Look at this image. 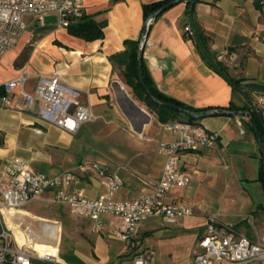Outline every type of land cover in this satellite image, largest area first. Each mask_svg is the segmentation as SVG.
Here are the masks:
<instances>
[{"label":"crops","instance_id":"crops-1","mask_svg":"<svg viewBox=\"0 0 264 264\" xmlns=\"http://www.w3.org/2000/svg\"><path fill=\"white\" fill-rule=\"evenodd\" d=\"M154 1L158 0H79L83 15L106 20L103 37L95 40L69 34L58 24L56 12L47 13L42 24L25 15V30L0 56V85L26 69L30 75L23 89L31 92L40 75L58 70L65 95L90 104L96 117L67 131L51 123L52 114L37 105L30 110L0 106V169L16 156L36 172L72 171L76 178L67 188L97 198L108 194L104 180L88 166L97 162L122 177L114 198L134 199L153 192L166 160L158 146L173 141L177 132L164 127L171 120L160 121L133 94L108 56L123 49L124 39L140 37L142 5ZM186 8L187 1L181 0L148 26L142 57L154 85L162 94L195 108L250 107L248 98L207 61L195 36L185 35L183 27L190 23L195 33L207 38L203 52L211 60L222 54L220 61L230 76L264 83V12L252 0H197L192 18ZM19 90L16 87L14 93ZM197 122L218 133L215 145L180 155L178 167L190 174V181L164 197L166 202L191 205L193 213L174 222L148 216L133 236L135 248L115 236L117 216L103 214L100 229L94 231L91 219L52 202L50 191L26 203L20 212L60 224L65 220L76 261L58 256L72 264H121L135 253H147L158 264H190L209 215L223 228L259 238L264 234V184L259 179L262 158L250 118L214 114ZM48 205L68 211L55 215L42 211ZM247 264H264V260Z\"/></svg>","mask_w":264,"mask_h":264},{"label":"built area","instance_id":"built-area-1","mask_svg":"<svg viewBox=\"0 0 264 264\" xmlns=\"http://www.w3.org/2000/svg\"><path fill=\"white\" fill-rule=\"evenodd\" d=\"M252 1L258 3L259 9L264 12V0ZM50 12L57 13L58 24L64 27L71 20L83 16L79 0H0V56L16 44L25 30L26 14L42 24L43 17ZM4 13H7L6 18ZM183 33L194 36L190 23L184 25ZM217 60H223V55H218ZM29 75L24 69L2 84L0 106L30 110L37 105L40 111L52 114L49 120L51 123L67 131H74L80 123L96 117L90 104L80 103L75 97L65 95L58 70L40 75L31 92L23 89ZM16 87L20 88L17 94L14 93ZM257 104L264 106V94L257 97ZM164 127L176 131L177 137L171 142H160L158 146V151L166 156V160L160 177L154 183L153 192L134 199L114 198L113 194L122 185V177L97 162L88 163V166L104 180L108 194L87 198L81 191L67 188L76 178L72 171L45 174L34 171L20 157L14 156L7 160L0 169V264H72L58 257V253L56 256L40 255L29 245H20L15 238L13 241L11 229L4 220L3 209L21 208L46 191H50L52 202L64 204L71 213L91 219L94 231L100 229L103 214L117 216L115 236L130 248H135L133 236L148 216L158 215L168 222H174L191 215V205L166 202L164 197L169 190L186 186L190 181V174L178 167L180 155L213 147L218 133L186 119H173L165 123ZM198 247L190 264H247L254 260H264V234L252 240L231 228L221 227L213 215L207 216V224L198 240ZM121 264L158 263L147 253H135L129 261Z\"/></svg>","mask_w":264,"mask_h":264},{"label":"trees","instance_id":"trees-1","mask_svg":"<svg viewBox=\"0 0 264 264\" xmlns=\"http://www.w3.org/2000/svg\"><path fill=\"white\" fill-rule=\"evenodd\" d=\"M169 0H158L150 3H144L142 5L143 10V16L144 20L149 16V14L167 2ZM187 1V8H186V14L192 18V9L193 5L197 0H186ZM258 8V3H255ZM106 24V20L103 19L101 21L95 20L91 16H85L83 15L77 20H71L69 25L66 27L69 34L79 37L84 40H95L100 39L104 35L103 28ZM196 43L199 47H201L204 51H206V41L207 38L202 36L200 32L196 31ZM140 38L132 39V38H126L123 40V49L117 52H114L108 56V59L112 63L113 66H117L121 69L122 76L124 77L125 83L131 88L133 94L142 101L150 110H153L160 121L167 122L168 120L175 119L180 114H183L185 117H183L186 120H189L191 122L198 123L197 120L199 118H191L182 113L179 110L170 108L165 105H161L158 103H155L149 95L146 93V91L143 89L142 85L140 84L138 77H137V60L139 58L138 53V46H139ZM214 63L219 68V73L222 74L226 80L231 84L233 89L241 91L249 100L250 107L248 108H237L233 105H229L227 107H211L214 109H249L252 113L253 119L256 122V125L258 127V130L261 135L262 142H264V115L261 113V109L264 106H260L257 104V97H254V94H264V83L249 80L245 77H233L230 76L227 72L226 66L216 58H212ZM141 60V69H142V78L144 80V83L148 87V89L160 100L171 102L177 105H181L190 109H194L198 112H202L206 109H210L208 107L204 108H195L190 105H187L181 101H178L170 96L162 94L156 86L154 85L146 67L144 64V60L142 57V54L140 56ZM217 70V69H216ZM3 93L2 85H0V94ZM221 114V113H217ZM250 126L253 129L252 126V119L250 118ZM1 142V141H0ZM259 179L264 184V163H261L260 171H259ZM262 208H264V205H262Z\"/></svg>","mask_w":264,"mask_h":264},{"label":"rangeland","instance_id":"rangeland-1","mask_svg":"<svg viewBox=\"0 0 264 264\" xmlns=\"http://www.w3.org/2000/svg\"><path fill=\"white\" fill-rule=\"evenodd\" d=\"M180 115L185 117L183 114ZM23 209L24 206L16 209H3L4 220L7 227L11 229L13 241L15 238L21 245L23 241L33 240L40 250H48L55 256L58 253L65 260L71 262L76 261L72 258L70 232L65 220L60 224L56 220L20 212ZM44 210L52 212V215L68 211L67 209H56L53 205L42 207V211Z\"/></svg>","mask_w":264,"mask_h":264},{"label":"water","instance_id":"water-1","mask_svg":"<svg viewBox=\"0 0 264 264\" xmlns=\"http://www.w3.org/2000/svg\"><path fill=\"white\" fill-rule=\"evenodd\" d=\"M181 0H169L167 2H165L164 4H162L161 6H159L158 8H156L155 10H153L149 16L147 18H145L144 20V25H143V29L141 31V35H140V41H139V46H138V53H139V58L137 60V77L138 80L140 82V84L142 85L143 89L146 91V93L149 95V97L158 104L161 105H165L168 106L170 108L176 109L181 111L182 113H184L185 115H187L188 117L191 118H202L208 115H214L217 113H221V114H244L247 115L249 118L252 119V126H253V130L255 133V137H256V141H257V145L259 147L260 153H261V158H262V163H264V142H262L261 139V135L260 132L258 130V127L256 125V122L253 119L252 113L249 109H214V108H210V109H206L202 112H198L194 109H190L181 105H177L171 102H167V101H163L160 100L158 97H156L146 86V84L144 83V80L142 78V69H141V60H140V56L142 54V49H143V44L147 35V29L149 24L152 22V20H154L162 11H164L165 9H167L168 7H170L171 5L179 2ZM194 31V28H193ZM194 36H196V33L194 31ZM201 52L203 53L204 57L207 59V61L215 68L217 69V71H219V68L217 67V65L214 63L213 60H211L202 50V48L200 47ZM220 72V71H219Z\"/></svg>","mask_w":264,"mask_h":264},{"label":"bare ground","instance_id":"bare-ground-1","mask_svg":"<svg viewBox=\"0 0 264 264\" xmlns=\"http://www.w3.org/2000/svg\"><path fill=\"white\" fill-rule=\"evenodd\" d=\"M121 87V86H120ZM124 101V100H123ZM16 209V208H15ZM22 244H27L29 245L30 247H32L33 249H35L40 255H54L52 253H50L48 250H45V249H38L37 247V243H35L33 240H30V241H23ZM21 244V245H22Z\"/></svg>","mask_w":264,"mask_h":264},{"label":"clouds","instance_id":"clouds-1","mask_svg":"<svg viewBox=\"0 0 264 264\" xmlns=\"http://www.w3.org/2000/svg\"><path fill=\"white\" fill-rule=\"evenodd\" d=\"M3 15H4V18H6V17H7V13H4Z\"/></svg>","mask_w":264,"mask_h":264}]
</instances>
